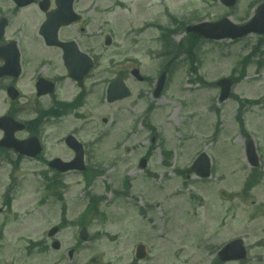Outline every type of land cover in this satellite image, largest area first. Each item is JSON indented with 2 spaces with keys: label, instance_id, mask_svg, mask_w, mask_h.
Returning a JSON list of instances; mask_svg holds the SVG:
<instances>
[{
  "label": "rangeland",
  "instance_id": "obj_1",
  "mask_svg": "<svg viewBox=\"0 0 264 264\" xmlns=\"http://www.w3.org/2000/svg\"><path fill=\"white\" fill-rule=\"evenodd\" d=\"M262 1L238 0L235 8L228 9L220 0H83L87 12L84 31L78 33L81 26L74 25L64 33L76 39L85 53L97 55L99 77L95 83L100 90L83 110L94 122L83 129L81 137L90 142L104 133L101 145L90 146L87 151V159H95L100 165L96 167L94 163L92 169L103 170V174L90 188L78 175L62 176L65 189L59 201L46 191L47 167L43 162L22 159L13 170L0 160V264H132L138 244L146 247L148 255L136 264H216L218 250L236 238L245 243L247 259L225 264H264L261 37L200 42L195 49V68L189 67L185 54L178 56L166 90L159 98L153 95V81L159 77L160 68L173 60L160 57L163 51L162 42L157 40L158 26H172L175 33L171 40L178 43L184 38V25L215 22L227 16L235 24H243L252 16L253 6ZM11 9L13 3L0 0V17L6 16L10 25L6 36L23 40L25 68L29 69L25 80H32V67L44 58L45 49L37 34L43 17L32 6L17 16L10 13ZM170 16L177 21L172 24ZM145 25L151 26L147 29ZM107 35L112 39L108 47L104 43ZM133 68L148 82L139 84L134 80L130 76ZM119 70L125 74L131 98L106 105L100 101L101 90ZM241 70L246 71L240 73ZM231 75H241V81L233 86L229 101L220 103V92L214 84ZM198 79L213 85H201ZM70 90L71 94L77 91ZM5 106L0 92V114ZM149 117L154 133L145 124ZM72 118L60 126L68 125ZM102 118L109 122L103 124ZM76 124L58 133L55 129L45 130L50 138L53 136L47 141L45 159L59 156L68 161L73 156L63 148H54V142ZM248 138L253 140L260 158L254 171L245 156ZM163 148L172 151L171 164L167 166L163 165ZM149 152V167L142 171L139 159ZM202 152L212 162L208 180L187 175ZM125 177L132 183L131 195L115 199L107 185L119 189ZM8 188L12 189L9 197L13 200L10 212L3 207ZM92 195L104 197L100 209L107 220L94 219L88 227L91 240L80 244L78 217ZM62 205L66 207L64 218L68 223L55 236L61 248L43 252L49 229L63 222ZM77 244L78 250L70 258L69 252Z\"/></svg>",
  "mask_w": 264,
  "mask_h": 264
},
{
  "label": "flooded vegetation",
  "instance_id": "obj_2",
  "mask_svg": "<svg viewBox=\"0 0 264 264\" xmlns=\"http://www.w3.org/2000/svg\"><path fill=\"white\" fill-rule=\"evenodd\" d=\"M55 0H49L47 11H42L41 2H35L32 5L36 6L40 15L46 18L48 12L55 8ZM83 0H74V11L80 16L79 22H86V11L83 9ZM75 24V23H74ZM73 24V25H74ZM73 25L62 27L58 31V39L60 42L72 41L67 34L63 31ZM41 26V25H40ZM40 26L38 30L40 29ZM83 27L78 28V33H82ZM83 39V38H81ZM41 45L46 50L42 56L43 60L39 61L32 67V80H25L26 74L29 72L26 67V47L21 41L13 37L3 38L0 40V67L4 66L6 62H9L7 75L0 78V92L4 94V100L6 101L5 110L3 111L6 116H9L13 120L23 124L24 129L20 132H16V139L19 141L28 139L30 137H37L41 140L45 139V130L49 128L52 120L67 118L73 114L79 106L80 99H85L86 87L85 84L81 87L77 81H74L69 77V73L65 63L63 61L62 48L60 46H49L45 43L43 37H40ZM18 57L20 75L14 76L16 70L13 68V60ZM56 65V67H55ZM50 68H56L54 72L50 71ZM47 79L52 83L54 91L50 95L38 97L37 95V83L40 79ZM24 83V85H23ZM81 87V88H80ZM8 88H13L11 96L8 94ZM70 88H75L77 91L70 92ZM64 90V95L62 91ZM78 91H82L81 96L78 95ZM16 95V97L14 96ZM48 101L46 104L45 102ZM34 109V110H33ZM105 122V121H103ZM55 125V129H56ZM78 132L75 131L72 135L77 139ZM4 133L0 131V140L3 139ZM64 142V139H63ZM62 147L67 150V146L61 142H57L54 148ZM0 155H6L9 157L19 156L15 151L7 148H0Z\"/></svg>",
  "mask_w": 264,
  "mask_h": 264
},
{
  "label": "water",
  "instance_id": "obj_3",
  "mask_svg": "<svg viewBox=\"0 0 264 264\" xmlns=\"http://www.w3.org/2000/svg\"><path fill=\"white\" fill-rule=\"evenodd\" d=\"M16 3H18L19 5H28L30 4L31 0H15ZM59 3L62 4V0H58ZM222 3L224 5L227 6H234L233 4L235 3V0H222ZM70 8V7H68ZM69 10H65V17H63V20H61L62 22H65V18H67V14H69ZM256 16L248 22V24L244 25V26H235L231 23V21L226 18L220 22H215L214 24L212 23H204V24H199V25H194V27H188L187 31L193 34H196L199 37L202 38H207V39H212V40H216V39H227V38H232V39H237L238 37H242L245 35H248L249 33H256V34H262L264 35V4L259 6L258 9L256 10ZM54 20V17H52L51 19H48V21L45 24H48V26H51L52 21ZM51 23V24H50ZM61 23L59 24L58 21H56L53 25L52 30L54 29V25L56 26L54 29V32H56L55 30H57V28H59V26L61 25ZM66 23H69V21H67ZM4 25L2 23H0V28L2 29ZM51 30V33H52ZM107 44H109V40L107 41ZM133 74H135L136 77H138V74L136 71L133 72ZM232 81L230 79H224V80H220V82L218 83V85L221 87V97H220V101H223L224 99H226L229 95V89L231 86ZM162 85L159 86L158 90L155 92L156 95H158L159 91L161 90ZM109 94L111 99H115V96H119V98L121 97H127L128 96V91L125 89V86L122 85L120 80H116L115 82H113L111 84V88L109 90ZM5 119V118H3ZM13 133V129L12 131H10V134L12 135ZM249 148H248V156L250 157V160L252 162V164H256L257 162V157L254 154V147L251 145V143H248ZM28 147H25L24 149L21 148L20 152L22 153H30V155L32 157H36L38 150H36L35 152H28L26 150H28ZM77 157L76 159L69 164H64L62 163L59 159L58 160H54L52 162L49 163L50 167H52L53 169L56 170H67V168L69 166H73L77 169L81 168V159H82V152L81 150L77 151ZM145 162H141V167H144ZM68 166V167H66ZM191 171L195 172L199 177H208L209 176V172H210V168H209V160L208 158H206V156L204 154H201L199 156V159L193 164V166L191 167ZM56 231V229H52L50 232V236ZM81 239H85L86 238V233H85V229H83V231L81 232L80 235ZM243 243L240 240H235V242L230 243L229 245L225 246V248L219 253L220 259L222 262H225L226 260H236V259H243L245 258V252L243 249ZM55 247H58V244H55ZM143 257V252L141 250V248H139L138 254H137V258Z\"/></svg>",
  "mask_w": 264,
  "mask_h": 264
},
{
  "label": "trees",
  "instance_id": "obj_4",
  "mask_svg": "<svg viewBox=\"0 0 264 264\" xmlns=\"http://www.w3.org/2000/svg\"><path fill=\"white\" fill-rule=\"evenodd\" d=\"M169 33H173V31L169 32ZM170 34V36H171ZM167 40V45H166V48L171 51V53L175 52L178 54V55H181V54H186L190 60L192 61V63L194 62V57H195V49L197 48V46L199 45V39H197L196 37H192L190 35H187L185 37V40L183 41V43H179L178 45L175 44V43H172V41Z\"/></svg>",
  "mask_w": 264,
  "mask_h": 264
}]
</instances>
